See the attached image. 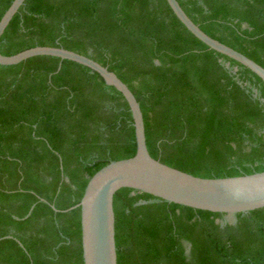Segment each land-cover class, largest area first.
<instances>
[{"label": "trees", "instance_id": "trees-1", "mask_svg": "<svg viewBox=\"0 0 264 264\" xmlns=\"http://www.w3.org/2000/svg\"><path fill=\"white\" fill-rule=\"evenodd\" d=\"M12 1L0 0V19ZM179 1L264 66V0ZM37 45L114 70L141 104L153 157L203 177L264 170V81L167 0H26L1 52ZM136 151L129 104L99 73L50 55L0 64V264H84L81 210L67 209L100 168ZM114 207L118 264H264V207L222 224L225 214L128 187Z\"/></svg>", "mask_w": 264, "mask_h": 264}, {"label": "water", "instance_id": "water-1", "mask_svg": "<svg viewBox=\"0 0 264 264\" xmlns=\"http://www.w3.org/2000/svg\"><path fill=\"white\" fill-rule=\"evenodd\" d=\"M167 1L180 21L197 38L210 48L246 66L264 81L262 64L208 34L191 18L179 0ZM25 2L26 0H13L0 19V64L13 65L37 55L56 56L78 62L99 73L108 85L114 86L124 95L133 118L137 144L135 155L112 160L100 168L89 179L81 200L67 209L79 207L81 210L84 264H118L114 199L118 190L124 187L195 209L225 214L224 216L232 219L230 223H236L238 213L245 214L264 207V170L235 176L203 177L153 157L147 144L141 104L130 86L109 66L90 55L60 45H37L11 55L2 53L1 38ZM52 207L55 211H60L54 204Z\"/></svg>", "mask_w": 264, "mask_h": 264}, {"label": "rangeland", "instance_id": "rangeland-1", "mask_svg": "<svg viewBox=\"0 0 264 264\" xmlns=\"http://www.w3.org/2000/svg\"><path fill=\"white\" fill-rule=\"evenodd\" d=\"M232 221V219L230 218V217H226V216H224L223 218H222V220H221V222L222 223H227V222H231Z\"/></svg>", "mask_w": 264, "mask_h": 264}]
</instances>
